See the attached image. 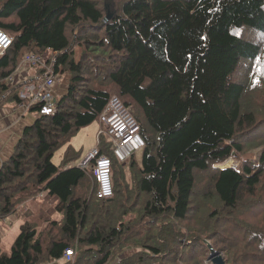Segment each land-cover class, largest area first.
Here are the masks:
<instances>
[{"label": "trees", "instance_id": "1", "mask_svg": "<svg viewBox=\"0 0 264 264\" xmlns=\"http://www.w3.org/2000/svg\"><path fill=\"white\" fill-rule=\"evenodd\" d=\"M0 29V108L50 76L68 85L55 113L30 107L0 166V224L40 193L60 217L49 199L24 211L0 264H206L211 249L264 264V0H0ZM115 94L145 146L120 162L101 140L114 194L100 199L70 141Z\"/></svg>", "mask_w": 264, "mask_h": 264}, {"label": "built area", "instance_id": "2", "mask_svg": "<svg viewBox=\"0 0 264 264\" xmlns=\"http://www.w3.org/2000/svg\"><path fill=\"white\" fill-rule=\"evenodd\" d=\"M12 36L0 29V54L11 44ZM30 60H38L32 56ZM54 76L48 77L38 85H28L21 93V98L28 106L40 105L42 114H53L56 111L54 90ZM25 99H28L27 102ZM100 119L108 124V132L113 139V149L116 157L120 161L129 158L133 152L144 145V140L140 133V124L133 109L128 107L118 95H112L105 106ZM102 133V132H101ZM90 156L96 159V183L97 197L109 198L113 195L112 161L107 155H100L98 148L91 151ZM81 165H84L81 163ZM72 250L66 251V256H72Z\"/></svg>", "mask_w": 264, "mask_h": 264}, {"label": "crops", "instance_id": "3", "mask_svg": "<svg viewBox=\"0 0 264 264\" xmlns=\"http://www.w3.org/2000/svg\"><path fill=\"white\" fill-rule=\"evenodd\" d=\"M65 85H67L65 82L60 83V80H57V83L55 85L56 96L60 95L64 90H66L67 87ZM27 112L28 109L22 107V105H19V103H8L4 107L0 108V166L3 161L7 159L11 155V153H13L14 147L22 132L24 131L25 127L33 122L30 116H28ZM91 125L85 128L88 129L89 127H91ZM85 128H83L82 130H84ZM82 130L71 140V145L76 150L81 151V161L86 159L89 154V151L96 144L94 142L96 140V135H93V141L88 140V135L86 134L87 132H82ZM85 146L87 147L85 148ZM63 152L61 154V158L63 156ZM53 201L55 200L53 199ZM40 202V198L30 199L23 205V208H21L20 213L18 212L13 217L6 219L5 221L7 222V229L5 231V235L10 234L13 241L14 236L19 232V227L22 223L23 218L28 216L23 212L28 211L30 214L32 212L37 211L40 206ZM17 214L19 215L17 216ZM53 216H55L53 218L59 219V216H57L56 213ZM2 242L3 237L1 245Z\"/></svg>", "mask_w": 264, "mask_h": 264}, {"label": "rangeland", "instance_id": "4", "mask_svg": "<svg viewBox=\"0 0 264 264\" xmlns=\"http://www.w3.org/2000/svg\"><path fill=\"white\" fill-rule=\"evenodd\" d=\"M52 54V51L51 50H48L46 51L42 56V60L43 61H47L50 56ZM31 68H32V75H35L36 74V69L38 68H41V65L40 64H31ZM38 72V71H37ZM64 82L67 84V81L64 80ZM59 88V87H58ZM61 96L58 95L57 96V99H59ZM28 116H30L31 120H35L37 118V113L36 111H33L31 109H28V112H27ZM103 128L105 130V133L103 134L102 138L103 139H108V135H107V130H108V124L106 122H101V120H97L95 121V123L93 125H91V127H89L88 129H84L82 130V132H87L86 134L88 135V140H92L93 141V135L95 136L96 135V140L94 141L95 143L97 142V133L98 131ZM94 133V134H93ZM85 134V133H83ZM74 137H72L73 139ZM71 139V140H72ZM70 144H71V141H70ZM87 146H85L86 148ZM14 151V150H13ZM64 151V148H61L59 150H57L53 156V161L56 163V164H60V159H61V154L62 152ZM12 154V153H11ZM139 154V153H138ZM11 156V155H10ZM9 156V157H10ZM122 162V161H121ZM239 163V159L237 157H233L231 158L225 165H234V164H238ZM50 211L52 213V215L55 214V211L52 209V207L50 206ZM19 214H17L18 216ZM59 216V214L57 215ZM5 223H3V226H2V223L0 224V237H4L3 238V243L1 245V248L4 250V251H7L9 252L10 249H11V241H12V238H11V235L10 234H7L5 235V231L7 229V226H6V221H4ZM5 229V230H3ZM217 252V251H215ZM209 258H210V255H209ZM205 263L206 264H210V259H207L205 260ZM111 264H115V261H113ZM184 264H199L198 261L196 260H190V261H185Z\"/></svg>", "mask_w": 264, "mask_h": 264}, {"label": "clouds", "instance_id": "5", "mask_svg": "<svg viewBox=\"0 0 264 264\" xmlns=\"http://www.w3.org/2000/svg\"><path fill=\"white\" fill-rule=\"evenodd\" d=\"M62 85H63V83H62ZM67 88H66V90H64L61 94H60V96H62L66 91H67V89H68V85H65ZM53 90H55V88L53 89ZM56 92V91H55ZM108 103V102H107ZM19 105H22V103H20ZM104 110V109H103ZM134 111V110H133ZM103 112V111H102ZM101 115V114H100ZM99 115V116H100ZM136 116V115H135ZM142 136V135H141ZM143 138V137H142ZM143 140H144V138H143ZM144 146H145V140H144V145L142 146V147H140L139 149H137V150H135L134 152H133V154L129 157V158H127L126 160H124V161H122V162H126V161H128L135 153H138L140 150H142L143 148H144ZM112 147H114V145H112ZM113 153H114V149H113ZM99 154L100 155H105V154H102L101 153V151L99 150ZM114 156L116 157V155H115V153H114ZM109 157V156H108ZM110 158V157H109ZM117 158V157H116ZM86 159H88V156L86 157ZM94 159L96 160L97 159V157H94ZM118 159V158H117ZM119 160V159H118ZM112 161V160H111ZM120 161V160H119ZM121 162V161H120ZM227 163V162H226ZM226 163H224L223 165H221L222 167H229V166H237V164H234V165H225ZM112 171H113V169H112ZM111 171V172H112ZM112 174H113V172H112ZM112 179H113V177H112ZM113 188H114V184H113ZM113 194H114V189H113ZM113 196V195H112ZM54 200H57V197L56 198H53ZM211 255V254H210Z\"/></svg>", "mask_w": 264, "mask_h": 264}, {"label": "water", "instance_id": "6", "mask_svg": "<svg viewBox=\"0 0 264 264\" xmlns=\"http://www.w3.org/2000/svg\"><path fill=\"white\" fill-rule=\"evenodd\" d=\"M211 255L210 258L212 259V262L214 264H226L222 254L215 252L213 249H211Z\"/></svg>", "mask_w": 264, "mask_h": 264}, {"label": "bare ground", "instance_id": "7", "mask_svg": "<svg viewBox=\"0 0 264 264\" xmlns=\"http://www.w3.org/2000/svg\"><path fill=\"white\" fill-rule=\"evenodd\" d=\"M228 246V245H227Z\"/></svg>", "mask_w": 264, "mask_h": 264}]
</instances>
